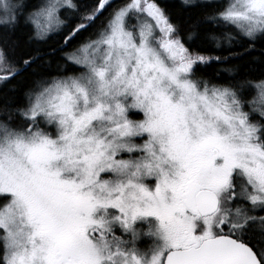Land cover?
I'll return each mask as SVG.
<instances>
[{
	"label": "snow or ice",
	"instance_id": "6c2138e0",
	"mask_svg": "<svg viewBox=\"0 0 264 264\" xmlns=\"http://www.w3.org/2000/svg\"><path fill=\"white\" fill-rule=\"evenodd\" d=\"M0 264H264V0H0Z\"/></svg>",
	"mask_w": 264,
	"mask_h": 264
},
{
	"label": "trees",
	"instance_id": "16d2710c",
	"mask_svg": "<svg viewBox=\"0 0 264 264\" xmlns=\"http://www.w3.org/2000/svg\"><path fill=\"white\" fill-rule=\"evenodd\" d=\"M166 2L174 3L175 0H166ZM116 3H119V0H114V4ZM105 15H107V13H105ZM98 23L99 21H97V24ZM13 38L18 40L19 42V47L17 48V53H16L17 56H27L30 54H36L37 52H39L41 55H44L48 51V49L50 47H54L57 41L59 40V37L54 35L52 36L51 39L48 40L47 43L29 44V43H26V32L23 30H18L14 34ZM257 47L259 48L260 45H258ZM255 55H258V53H252L249 56H245L243 60L234 61V63H246L251 58V56H255ZM215 67L216 66L213 65L212 67L208 68L206 70V74L211 75L213 68ZM13 83H16V81H13Z\"/></svg>",
	"mask_w": 264,
	"mask_h": 264
}]
</instances>
